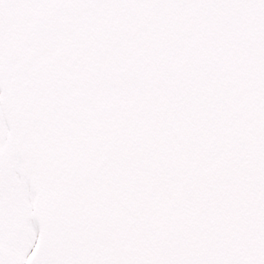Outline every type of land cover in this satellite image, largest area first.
Returning a JSON list of instances; mask_svg holds the SVG:
<instances>
[{"label": "snow or ice", "instance_id": "snow-or-ice-1", "mask_svg": "<svg viewBox=\"0 0 264 264\" xmlns=\"http://www.w3.org/2000/svg\"><path fill=\"white\" fill-rule=\"evenodd\" d=\"M0 264H264V0H0Z\"/></svg>", "mask_w": 264, "mask_h": 264}, {"label": "rangeland", "instance_id": "rangeland-1", "mask_svg": "<svg viewBox=\"0 0 264 264\" xmlns=\"http://www.w3.org/2000/svg\"><path fill=\"white\" fill-rule=\"evenodd\" d=\"M11 209V213L9 214V225L12 230L17 231L27 228L28 219H30L31 215H27L23 220H17L14 203L11 205Z\"/></svg>", "mask_w": 264, "mask_h": 264}]
</instances>
